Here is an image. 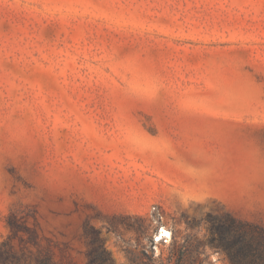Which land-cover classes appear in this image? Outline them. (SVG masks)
<instances>
[{
    "label": "rangeland",
    "instance_id": "obj_1",
    "mask_svg": "<svg viewBox=\"0 0 264 264\" xmlns=\"http://www.w3.org/2000/svg\"><path fill=\"white\" fill-rule=\"evenodd\" d=\"M180 136L264 166V0H0V245L21 264L32 230L62 264H232L219 203L133 201L130 143Z\"/></svg>",
    "mask_w": 264,
    "mask_h": 264
},
{
    "label": "crops",
    "instance_id": "obj_2",
    "mask_svg": "<svg viewBox=\"0 0 264 264\" xmlns=\"http://www.w3.org/2000/svg\"><path fill=\"white\" fill-rule=\"evenodd\" d=\"M171 130L181 134L179 128ZM130 144L132 156L142 165L131 169L130 192L143 208L157 203L171 210L178 200L214 201L238 219L264 225V166H225L221 152L215 154L194 137H155ZM121 189L117 184L109 191Z\"/></svg>",
    "mask_w": 264,
    "mask_h": 264
},
{
    "label": "trees",
    "instance_id": "obj_3",
    "mask_svg": "<svg viewBox=\"0 0 264 264\" xmlns=\"http://www.w3.org/2000/svg\"><path fill=\"white\" fill-rule=\"evenodd\" d=\"M11 236H19V226L8 220ZM220 234L219 245L227 252L232 264H264V225L244 221L227 212L225 221L216 228ZM32 264H62L54 260L53 254L42 249L36 232L32 230ZM33 247L38 248L34 251ZM25 256L17 253L5 240L0 245V264H21ZM93 264V260L91 261ZM69 264H74L70 262Z\"/></svg>",
    "mask_w": 264,
    "mask_h": 264
},
{
    "label": "bare ground",
    "instance_id": "obj_4",
    "mask_svg": "<svg viewBox=\"0 0 264 264\" xmlns=\"http://www.w3.org/2000/svg\"><path fill=\"white\" fill-rule=\"evenodd\" d=\"M162 234L164 235V236H171V233L169 232V231H166L164 228H163V230H162Z\"/></svg>",
    "mask_w": 264,
    "mask_h": 264
},
{
    "label": "built area",
    "instance_id": "obj_5",
    "mask_svg": "<svg viewBox=\"0 0 264 264\" xmlns=\"http://www.w3.org/2000/svg\"><path fill=\"white\" fill-rule=\"evenodd\" d=\"M164 237H167V236H163L161 239H164Z\"/></svg>",
    "mask_w": 264,
    "mask_h": 264
}]
</instances>
